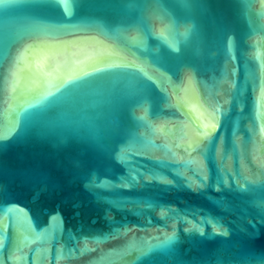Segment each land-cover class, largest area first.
Listing matches in <instances>:
<instances>
[{
  "label": "water",
  "instance_id": "1",
  "mask_svg": "<svg viewBox=\"0 0 264 264\" xmlns=\"http://www.w3.org/2000/svg\"><path fill=\"white\" fill-rule=\"evenodd\" d=\"M0 264H264V0H0Z\"/></svg>",
  "mask_w": 264,
  "mask_h": 264
},
{
  "label": "snow or ice",
  "instance_id": "2",
  "mask_svg": "<svg viewBox=\"0 0 264 264\" xmlns=\"http://www.w3.org/2000/svg\"><path fill=\"white\" fill-rule=\"evenodd\" d=\"M4 141V137H0V143Z\"/></svg>",
  "mask_w": 264,
  "mask_h": 264
}]
</instances>
